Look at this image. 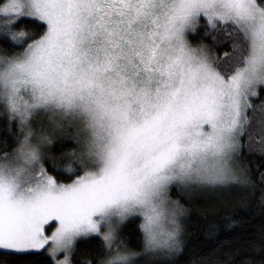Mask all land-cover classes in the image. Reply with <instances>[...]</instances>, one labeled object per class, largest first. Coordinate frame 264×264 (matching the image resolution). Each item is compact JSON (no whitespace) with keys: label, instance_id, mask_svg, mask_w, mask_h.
<instances>
[{"label":"snow or ice","instance_id":"obj_1","mask_svg":"<svg viewBox=\"0 0 264 264\" xmlns=\"http://www.w3.org/2000/svg\"><path fill=\"white\" fill-rule=\"evenodd\" d=\"M2 49L15 146L0 140V264H73L92 237L104 256L80 264H135L118 235L130 218L144 253L170 259L185 246L178 197L254 169L264 210V171L248 162H264V0H0Z\"/></svg>","mask_w":264,"mask_h":264},{"label":"trees","instance_id":"obj_2","mask_svg":"<svg viewBox=\"0 0 264 264\" xmlns=\"http://www.w3.org/2000/svg\"><path fill=\"white\" fill-rule=\"evenodd\" d=\"M39 34V33H37ZM0 55H13L11 49L0 50ZM264 100V94L259 97ZM254 103H258L254 100ZM8 122L0 113V140H7L9 150L15 146L12 136L7 131ZM61 140L54 141L52 148L57 151ZM67 148L72 142L63 140ZM250 164H259L264 171V162L259 157H250ZM62 182H70L66 176H60ZM242 179H245L242 177ZM257 180L256 170L251 173V181L230 185L215 191L192 192L189 197L180 196L181 203L189 210L182 217V237L185 242L184 251L170 259L152 254H145L141 221L130 218L122 226L120 240L131 252L137 253L135 264H190L193 258L200 259L201 264H264V210L261 209V189L253 187ZM229 219H236L239 227L232 231H221L213 242L205 238L209 225L217 224L223 229ZM218 249V251H215ZM104 256L103 241L92 237L87 241H79L73 264H80L83 259L99 260ZM10 264H50L46 254H31L17 257Z\"/></svg>","mask_w":264,"mask_h":264},{"label":"rangeland","instance_id":"obj_3","mask_svg":"<svg viewBox=\"0 0 264 264\" xmlns=\"http://www.w3.org/2000/svg\"><path fill=\"white\" fill-rule=\"evenodd\" d=\"M3 114V113H2ZM218 190V189H217ZM129 220V219H128ZM127 221V220H126ZM125 221V222H126ZM125 222L124 223H122L121 225H119V229H118V235H119V238L121 237V234H120V231H121V228H122V226L125 224ZM181 237H182V235H181Z\"/></svg>","mask_w":264,"mask_h":264}]
</instances>
